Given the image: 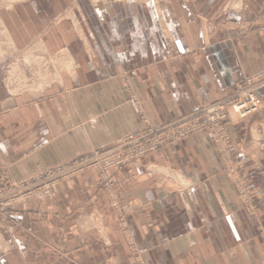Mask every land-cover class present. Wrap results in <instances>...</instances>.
I'll list each match as a JSON object with an SVG mask.
<instances>
[{"label":"crops","instance_id":"crops-1","mask_svg":"<svg viewBox=\"0 0 264 264\" xmlns=\"http://www.w3.org/2000/svg\"><path fill=\"white\" fill-rule=\"evenodd\" d=\"M235 3L0 0L12 45L0 57V167L23 183L113 147L145 121L162 128L228 99L264 72V0ZM17 53L32 54L22 62L33 85L13 95ZM227 129L231 159L199 132L114 172L130 235L91 170L0 214V264H264V110ZM237 167L255 198L240 195ZM92 213L105 233L86 228Z\"/></svg>","mask_w":264,"mask_h":264},{"label":"built area","instance_id":"built-area-1","mask_svg":"<svg viewBox=\"0 0 264 264\" xmlns=\"http://www.w3.org/2000/svg\"><path fill=\"white\" fill-rule=\"evenodd\" d=\"M262 87H264V72L252 78L248 77L225 101L211 103L159 129L153 128L148 121H145L141 132L122 138L113 147L98 149L23 183H16L4 168L1 180L6 186L0 191V203L6 205L4 206L6 208L12 202L17 203L16 198L19 195H21L20 203L34 197L40 198L60 183L94 170L99 174L98 188L106 193L112 210L124 213L114 188V172L117 169L130 167L138 159L199 132H207L213 141L225 150V155H230L232 144L226 126L228 123L235 125L245 121L264 108V102L257 94V90ZM226 157L231 159V156ZM237 170L230 169V174L236 187L246 197L245 177L240 170ZM15 192L20 194L16 195ZM117 217L121 220L125 218L119 213Z\"/></svg>","mask_w":264,"mask_h":264},{"label":"rangeland","instance_id":"rangeland-1","mask_svg":"<svg viewBox=\"0 0 264 264\" xmlns=\"http://www.w3.org/2000/svg\"><path fill=\"white\" fill-rule=\"evenodd\" d=\"M162 2H164L165 3V5L167 6L168 5V0H161ZM233 2H236L233 6H229L230 8L231 7H236V8H238L240 5V0H232ZM0 45H1V47H0V51L3 49V51H1V52H3V53H1L0 54V57H1V55H10V49H9V47H11L12 45H9V39H7V37H6V34H5V30H3L2 28H1V22H0ZM13 54H14V52H13ZM19 55V53H17L16 54V56L18 57V59H17V57H16V60H18V66L16 65V66H14V64L12 65V69H10V70H8V77H7V81H6V86H7V88L8 89H10L9 91H10V93L12 92V94L13 95H15V94H18V93H23V92H25L27 89H31L32 87H31V85H33V79H30V67L32 68V64H27V65H24L23 64V62H22V60L24 61V57H30V55H32V54H28L27 56L25 55V54H20V56H23V57H19L18 56ZM33 56H34V53H33ZM44 57V56H43ZM16 63V62H15ZM48 66L50 67V64L49 65H47V63H45V64H38V65H34V67L36 68H39V72H40V70H42V68L44 69V70H46L47 68H48ZM17 67H18V69H17ZM25 67H29V68H25ZM14 68H16V70L14 69ZM14 73H15V75H14ZM263 73V72H262ZM260 74V73H259ZM14 76V77H13ZM252 78V77H251ZM246 79H248V77H244V78H242L239 82H238V85H237V87L235 88V90H233V92H232V94L234 93V91H236L237 89H238V87H240V85H242L243 84V82L246 80ZM42 82H44V81H42ZM38 83H40V82H38ZM36 85V84H35ZM40 85V84H39ZM35 88V87H34ZM38 88H40V86L38 87ZM258 91H259V89L257 90V94H258ZM231 94V95H232ZM231 95L229 96V97H231ZM260 97V96H259ZM261 98V97H260ZM262 99V98H261ZM227 100V99H226ZM263 100V99H262ZM220 102V101H219ZM264 102V101H263ZM207 106V105H206ZM204 107V106H203ZM202 108V107H201ZM264 110V108L261 110V111H263ZM261 111H259V112H261ZM258 112V113H259ZM257 114V113H256ZM256 114H254V115H256ZM253 115V116H254ZM253 116H251L249 119H251ZM249 119H247V120H249ZM247 120H245V121H247ZM245 121H241V122H239V123H242V122H245ZM228 124H231V123H228ZM227 124V125H228ZM232 125V124H231ZM156 129V128H155ZM159 129V128H158ZM226 130H227V133H228V136H229V138H230V141H231V144H232V149H231V151L230 152H232L233 151V141H232V139H231V136L229 135V132H228V129H227V126H226ZM212 139V138H211ZM121 140V139H120ZM184 140V139H183ZM213 140V139H212ZM118 142V141H117ZM116 142V143H117ZM215 143V142H214ZM216 144V143H215ZM116 145V144H115ZM171 145V144H170ZM217 145V144H216ZM168 146V145H167ZM218 146V145H217ZM219 147V146H218ZM162 149V148H161ZM219 149L224 153V155H225V150L223 149V148H221V147H219ZM225 156H230V155H225ZM132 166H130V167H128L129 169L131 168ZM6 169V168H5ZM91 171H94V170H91ZM3 174H4V166L2 167H0V176L2 177L3 176ZM79 176V175H78ZM72 179V178H71ZM233 179V178H232ZM15 181V180H14ZM234 181V180H233ZM247 181V178H246V175H245V183H246V185H247V196H246V198H255V196L253 195L254 194V192H252L251 190H250V188H249V185H248V183L246 182ZM16 182V181H15ZM235 183V182H234ZM4 186H6V185H4ZM115 188V187H114ZM99 189V188H98ZM238 189V188H237ZM4 190V189H3ZM1 191V190H0ZM238 191H239V189H238ZM240 192V191H239ZM103 193L106 195V193L103 191ZM15 194L16 195H19L20 193L19 192H15ZM240 195L243 197V198H245L243 195H242V193L240 192ZM14 196V195H13ZM117 196V195H116ZM20 197H21V195H19V197L18 198H16L17 199V203H15V202H12L9 206H7L6 208L4 207V206H6V205H3V203L1 204L0 203V214L1 215H7V214H11L13 211H15V209L18 207V205H20V204H23L25 201H23V203H20ZM106 197H107V195H106ZM35 198V197H34ZM33 199V198H32ZM117 199H118V197H117ZM28 200H30V199H28ZM109 199H108V197H107V201H108ZM245 200V199H244ZM19 201V202H18ZM27 201V200H26ZM118 201H119V199H118ZM120 202V201H119ZM110 203V202H109ZM123 212L124 213H120V212H116V211H114V210H112L113 211V213L117 216V213H119V214H121L122 216H125V218H123L122 220H121V218H116L115 216V220H116V222L118 223V225H119V227L122 229V231L123 232H127L129 235H130V232H129V228H128V221H127V215L129 214V212H126V210L123 208ZM126 212V213H125ZM86 219V222H87V224H86V228H88V229H90V230H94V231H97L98 233H102L103 234V232L105 233V228H106V226L102 223V214H100V213H92L91 215H89V216H86L85 217ZM126 244H127V246L129 247V249H130V251H131V253H132V255L134 256V258H135V260L137 261V259H139V251H138V249H137V246H136V243H135V240L134 239H132V238H130V237H128V236H126ZM102 243L104 244V245H106V246H110V245H108L109 243L108 242H105V240L102 238ZM21 244V243H20ZM23 245L21 244L20 245V247H22ZM4 252H2L1 254H3ZM115 258V257H114ZM112 259H108V263L109 264H113V262L111 261ZM137 263H138V261H137Z\"/></svg>","mask_w":264,"mask_h":264},{"label":"bare ground","instance_id":"bare-ground-1","mask_svg":"<svg viewBox=\"0 0 264 264\" xmlns=\"http://www.w3.org/2000/svg\"><path fill=\"white\" fill-rule=\"evenodd\" d=\"M168 9H169V8H168ZM0 47H1V45H0ZM1 48H2V47H1ZM1 51H3V49H2ZM1 51H0V54L3 53V52H1ZM63 52H64V51H63ZM63 55L65 56V54H63ZM65 59H66V58H65ZM61 61H62V60H61ZM61 61H60V63H62ZM55 62H56V61H55ZM64 63H65V62H64ZM62 64H63V63H62ZM73 65H74V64H73ZM57 66H59V65L57 64ZM65 67H66V65H65ZM49 81H50V80H49ZM8 249H9V248H8ZM2 250L4 251V249H2Z\"/></svg>","mask_w":264,"mask_h":264}]
</instances>
